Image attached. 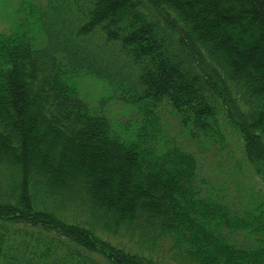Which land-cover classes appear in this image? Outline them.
Returning a JSON list of instances; mask_svg holds the SVG:
<instances>
[{
	"label": "trees",
	"instance_id": "16d2710c",
	"mask_svg": "<svg viewBox=\"0 0 264 264\" xmlns=\"http://www.w3.org/2000/svg\"><path fill=\"white\" fill-rule=\"evenodd\" d=\"M0 10V264H264V0Z\"/></svg>",
	"mask_w": 264,
	"mask_h": 264
},
{
	"label": "rangeland",
	"instance_id": "374dc122",
	"mask_svg": "<svg viewBox=\"0 0 264 264\" xmlns=\"http://www.w3.org/2000/svg\"><path fill=\"white\" fill-rule=\"evenodd\" d=\"M1 14V10H0ZM10 26H12L11 18L7 15H0V31L6 30ZM84 90L86 93H88V96L96 99L100 95H102L103 86L100 85V83L97 80H89L84 81ZM121 109L122 106H116ZM129 110H120L118 117L125 119V113H127ZM202 152L200 154L207 159H204L205 161H210L213 164H217V166L225 169V171L228 170V167L230 165V161L233 158L232 155H235L233 152L229 154H220L217 152L214 148L212 151H208L206 149H201ZM236 151V149H235ZM232 156V157H231ZM236 156V155H235ZM219 158V159H218ZM233 186H235V183H232ZM240 184V194L246 196H258L261 198H264V182L260 180L257 176L251 175L248 173V175L245 173L241 176V179H239Z\"/></svg>",
	"mask_w": 264,
	"mask_h": 264
}]
</instances>
